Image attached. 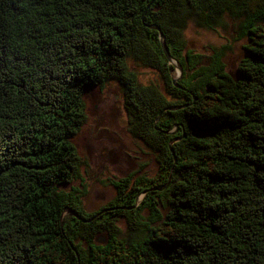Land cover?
<instances>
[{
  "label": "trees",
  "instance_id": "1",
  "mask_svg": "<svg viewBox=\"0 0 264 264\" xmlns=\"http://www.w3.org/2000/svg\"><path fill=\"white\" fill-rule=\"evenodd\" d=\"M226 17L229 42L187 48L189 24ZM110 84L158 169L109 181L87 212L73 138L85 96ZM0 264H264V0H0Z\"/></svg>",
  "mask_w": 264,
  "mask_h": 264
},
{
  "label": "rangeland",
  "instance_id": "2",
  "mask_svg": "<svg viewBox=\"0 0 264 264\" xmlns=\"http://www.w3.org/2000/svg\"><path fill=\"white\" fill-rule=\"evenodd\" d=\"M235 24L236 21L228 17L223 19V24L215 31L189 24L184 32L187 48L209 57L214 48L229 42L234 34ZM246 44L245 39L235 42L224 58L227 71L233 78L238 76L237 65L246 54ZM129 65L136 69L141 83L155 84L162 92L165 90L157 70L135 66L133 62ZM172 74L175 76V71ZM85 103L87 120L73 138V143L80 156L88 162L87 167L81 169L87 186L82 204L85 211L91 212L114 196V188L109 181L123 178L133 170H140L139 167V174L153 177L157 174L158 167L154 153L126 132L121 90L117 84L107 85L102 91L90 90L85 96ZM165 211L162 207L161 212ZM141 214L148 216V208L145 207ZM119 226L120 237L124 239L127 235L126 223L120 221Z\"/></svg>",
  "mask_w": 264,
  "mask_h": 264
},
{
  "label": "water",
  "instance_id": "3",
  "mask_svg": "<svg viewBox=\"0 0 264 264\" xmlns=\"http://www.w3.org/2000/svg\"><path fill=\"white\" fill-rule=\"evenodd\" d=\"M154 29H157L159 30V27L156 26V25H152L150 26ZM160 43L162 45V48L164 50V53L168 56V50H167V47H166V43H165V40H164V35L162 33H160ZM168 58L170 59V61L174 64L175 62L168 56ZM177 70H178V73H180L181 69H180V66L177 65ZM103 238H99L98 241H101Z\"/></svg>",
  "mask_w": 264,
  "mask_h": 264
},
{
  "label": "flooded vegetation",
  "instance_id": "4",
  "mask_svg": "<svg viewBox=\"0 0 264 264\" xmlns=\"http://www.w3.org/2000/svg\"><path fill=\"white\" fill-rule=\"evenodd\" d=\"M113 155V154H112ZM112 155H110L112 157ZM114 156V155H113Z\"/></svg>",
  "mask_w": 264,
  "mask_h": 264
}]
</instances>
